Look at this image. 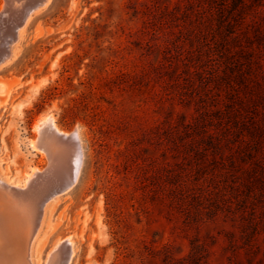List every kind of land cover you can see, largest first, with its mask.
Here are the masks:
<instances>
[{
    "label": "rangeland",
    "instance_id": "obj_1",
    "mask_svg": "<svg viewBox=\"0 0 264 264\" xmlns=\"http://www.w3.org/2000/svg\"><path fill=\"white\" fill-rule=\"evenodd\" d=\"M46 114L82 166L1 258L264 264V0H48L0 64L4 183L48 167Z\"/></svg>",
    "mask_w": 264,
    "mask_h": 264
},
{
    "label": "bare ground",
    "instance_id": "obj_2",
    "mask_svg": "<svg viewBox=\"0 0 264 264\" xmlns=\"http://www.w3.org/2000/svg\"><path fill=\"white\" fill-rule=\"evenodd\" d=\"M47 1L48 0H44L43 4L47 3ZM4 7L5 4H3V8ZM21 27L22 26L19 27V30ZM14 43L9 46L7 56H10ZM35 127L38 129L39 135L37 138L31 141V144L34 148L43 151V153L49 159V164L45 170H42L41 168H33L31 172L25 175L23 185H20L19 183L14 184L15 189H17L15 191L4 193L3 188L0 186V237L2 239L8 236V239H13L14 241L17 237H20L19 239L21 240L22 237L25 239V237L29 236V234L31 235L32 232L34 234L36 233L40 222L37 223V227L35 228L33 227V222L35 221L36 213L40 215L41 219L44 205L40 211L41 203H39L38 196L35 194V191L32 187L33 181H39L40 184L47 187L48 191H50L51 183L64 181L68 184V186L63 190L65 191L74 184L82 166L83 149L81 146V138L78 129H75L72 132L60 129L56 124L55 117L52 114H46L42 116L36 122ZM61 138H66V141L72 142L73 146L71 151H64L60 145L55 144L57 141L62 140ZM0 183L3 184L4 182L0 179ZM7 184L10 185V183ZM52 195L53 194H51L49 197ZM8 227H10V230ZM32 228L33 231L30 230ZM1 238L0 241H2ZM3 244L5 245V243ZM3 244L1 245L2 247H4ZM28 247L29 246L26 248ZM54 250L55 252L52 251V258H50L48 264H61V262L66 259L69 264L74 254L71 236H68L65 240L57 244ZM23 251L20 252V254L13 256H11L12 254L8 252L7 255L2 251L3 253L2 258L0 257V264H25L26 261L25 263H23V261L25 259L27 260V258H25L26 256L22 254ZM26 253H28V251ZM29 263L30 262H28V264Z\"/></svg>",
    "mask_w": 264,
    "mask_h": 264
},
{
    "label": "water",
    "instance_id": "obj_3",
    "mask_svg": "<svg viewBox=\"0 0 264 264\" xmlns=\"http://www.w3.org/2000/svg\"><path fill=\"white\" fill-rule=\"evenodd\" d=\"M44 0H6L5 7L0 11V27L2 24L10 22L9 28L6 33L5 38L2 41L0 46V64L4 63L9 59L7 56L9 46L18 40V30L20 26H23L29 16L36 10L43 6ZM62 139V138H61ZM64 151H71L72 142L66 141V138L57 141ZM46 169V168H45ZM0 186L6 193L15 191L14 185H8L5 183H0ZM68 184L66 182L58 181L56 183H51L50 191L47 190L46 186H43L39 181H33L32 187L35 191V194L38 196V201L41 203L40 211L42 206L49 199L51 194L57 195L61 193ZM41 222L40 215L36 213L35 221L33 222V227H37V223ZM33 231V228L31 229ZM34 237V233L31 234V240ZM61 264H68L67 259L63 260Z\"/></svg>",
    "mask_w": 264,
    "mask_h": 264
}]
</instances>
